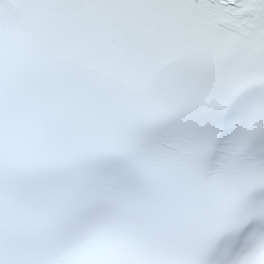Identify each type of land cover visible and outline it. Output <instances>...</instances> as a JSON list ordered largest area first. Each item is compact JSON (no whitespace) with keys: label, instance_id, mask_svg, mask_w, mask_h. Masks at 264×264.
Instances as JSON below:
<instances>
[{"label":"snow or ice","instance_id":"snow-or-ice-1","mask_svg":"<svg viewBox=\"0 0 264 264\" xmlns=\"http://www.w3.org/2000/svg\"><path fill=\"white\" fill-rule=\"evenodd\" d=\"M0 264H264V0H0Z\"/></svg>","mask_w":264,"mask_h":264}]
</instances>
